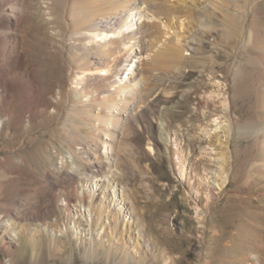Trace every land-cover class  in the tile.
I'll use <instances>...</instances> for the list:
<instances>
[{"label":"rangeland","instance_id":"rangeland-1","mask_svg":"<svg viewBox=\"0 0 264 264\" xmlns=\"http://www.w3.org/2000/svg\"><path fill=\"white\" fill-rule=\"evenodd\" d=\"M73 1L0 0V264H264V23L250 25L262 47L231 66L227 11L184 0L178 27L134 10L112 39L133 36L122 80L141 76L122 116L107 109L111 70L79 84L104 42L74 34L90 13L76 20ZM91 140L110 160L83 154ZM106 186L128 237L86 209Z\"/></svg>","mask_w":264,"mask_h":264},{"label":"bare ground","instance_id":"bare-ground-1","mask_svg":"<svg viewBox=\"0 0 264 264\" xmlns=\"http://www.w3.org/2000/svg\"><path fill=\"white\" fill-rule=\"evenodd\" d=\"M86 1H89V0H85L84 5L76 1L75 2L73 1L70 4L71 10L75 11L76 9V12H74L75 14L74 18L76 20H81V18L84 15L90 13L88 17L89 23L84 24L85 25L84 28L80 30L75 29L74 34L80 35L84 30L96 32L92 40L93 41L95 40V42L100 41L104 43H100L97 46V48L95 47V51L91 50L93 51V54L90 57L89 61H85V65H83L82 68H79L76 70L77 76L79 78V84L82 83L84 77H86V74L88 72L93 71V72L101 73L102 71L105 72V70H111L112 71L111 77L118 79V81H113V83H109L108 88L109 89L112 88L113 90H111L112 92L110 93V90L107 89V92H106L107 93L106 98H108L110 102V106H108L107 109L108 111L113 112L114 109L119 107L118 113H121L123 111V107L121 106L127 103L126 100L124 101V99L126 98L128 99L134 95L133 90L135 88H138L139 84H141L140 83L141 76L136 72L134 73L133 71H130L129 74L132 76V78L129 77L130 82H126V84H124L125 82L122 80V75L125 74V71L127 69H123L124 71L121 72L120 66L122 65V61H120L118 57L120 53L122 52L121 47L130 46L131 41L134 39L133 36L131 37L128 36L124 38L123 41L120 39H117V40H112V39H116V37L118 38L120 35L121 36L124 35V33L130 29L131 24L129 22V18H130L129 14H131L134 10H139L141 7H144L145 10L147 12H150L152 15L156 17H162L163 19H165V21H169L171 25L176 24L178 27H180L179 24L182 19L180 15V11L184 8L183 7L184 0H179L176 4H170L171 0H125L127 5L122 4L124 0H108L110 2L117 4V6L107 11H106L107 7L105 6V3L101 2V0H91V2L93 1L95 3V8H94L95 10L100 9V8L105 10L103 14H100L98 16L96 14L92 15L93 10L89 11V8L87 7L88 2ZM201 3L205 5L207 8L211 9V11L215 14L225 13V11H227L229 15L234 16L232 19L233 22L230 25V27L225 25L226 27L229 28L227 30V37H226L227 41L225 42L232 48V53H233V58L230 63L231 66L235 65L237 59H239L240 56H244L247 58L249 57V60L251 61L252 59L251 55L255 51H258L259 48H261L262 46L260 42L258 41L260 39H257L256 34L252 31L250 25L259 24L260 22L264 23V0H231L230 3L228 2L229 3L228 6L223 5V0H213V1L201 0ZM105 13H107V15ZM10 18L14 19L15 17H13L12 15V17ZM217 35L221 37L223 36V33L220 30H217ZM181 42H182V39L180 35L176 34L174 35L173 41L171 44L173 45L174 49L175 48L180 49L179 47H181V44H182ZM157 45L154 47L152 46L153 47L151 49L152 52H155L157 49H160V47H162L163 49V46H164L163 43L157 44ZM132 48L133 46L130 49L133 50ZM147 52L149 51L147 50ZM260 53L261 52H259V54ZM146 54H149V53H146ZM128 55L129 53H125L123 57H126ZM253 61L255 62L257 67L261 68L263 66V63H262L263 60L261 58L257 57V59ZM237 66L239 67V65ZM261 71L264 72V70H261ZM135 75L139 76L137 81L134 78ZM116 83L117 85H114ZM137 85L138 87H136ZM118 113H115V114H118ZM122 113L123 114L121 115L123 116L125 114V111H123ZM116 119H114V117H111L110 119L105 120L99 117L97 121L104 124V126L111 125L112 129H115L117 128ZM262 132H264V127L257 130V135ZM104 136L110 137L111 135L110 133H105L103 137ZM110 141L111 139L109 140L108 145L112 147ZM105 144L106 142L104 141H99V142L95 140L85 141L82 143V147L85 149L84 150L85 152L83 154L91 155V160L94 162L95 166L99 164L101 165L103 161L101 159L110 160V158L113 156V151H111L108 157H105V158H103L102 155L97 153L98 147H101L100 149H104ZM88 150H92V152L88 153ZM107 188L108 186H106L105 189L99 190L98 194H96L94 197H92L90 201L87 202L88 204L86 206V209L90 212L91 215L96 216L97 219L101 222V224H105L109 226V228L112 227L113 230L119 229L120 226L122 225L123 229L127 232L126 237H128L132 233L130 229V224L128 225V223L127 222L125 223V221L123 220L125 217L124 213L114 208V204H112V199L108 198V195L106 194ZM74 196L76 195L74 194ZM79 197H82V196L80 195ZM66 205H68V203H66ZM80 205L81 207H83L81 200H80ZM129 214H131V212Z\"/></svg>","mask_w":264,"mask_h":264}]
</instances>
